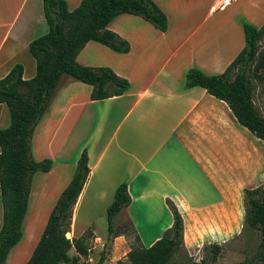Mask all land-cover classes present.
I'll use <instances>...</instances> for the list:
<instances>
[{
    "label": "crops",
    "instance_id": "0c3cea01",
    "mask_svg": "<svg viewBox=\"0 0 264 264\" xmlns=\"http://www.w3.org/2000/svg\"><path fill=\"white\" fill-rule=\"evenodd\" d=\"M63 1L69 10L80 2ZM151 1L166 17L164 32L136 16L120 14L106 30L127 42L126 53L89 41L75 56L79 66L110 69L128 82V90L91 101L90 86L62 75L70 81L59 78L32 131L30 152L35 162L51 161L43 174L53 177V186L59 183L58 189L52 186L46 193L55 203L79 153L85 151L89 173L73 207L67 239L83 231H74L83 201L88 200L90 208L83 211L85 215L95 208L101 212L124 183L129 202L112 226L119 221L130 224L146 249L170 228L171 204L182 221L179 251L189 257L206 248L220 249L235 232L243 215V191L256 186L259 140L235 123L224 103L202 88H184V73L196 68L221 75L244 46L240 23L256 28L264 24V0H235L222 12L213 10L218 0ZM40 15L41 0H0V79L15 64L22 67V80L33 77L27 45L44 34H35ZM96 106H101L97 119ZM110 114L103 134V122L107 124ZM7 116L0 104V128L7 126ZM56 157L61 159L57 164ZM30 219L32 227L38 225V214H30ZM90 233L99 240L107 234ZM37 239L17 249L20 240L14 246L15 258L10 254L13 247L5 262L25 264ZM124 239L118 233L113 242Z\"/></svg>",
    "mask_w": 264,
    "mask_h": 264
},
{
    "label": "trees",
    "instance_id": "16d2710c",
    "mask_svg": "<svg viewBox=\"0 0 264 264\" xmlns=\"http://www.w3.org/2000/svg\"><path fill=\"white\" fill-rule=\"evenodd\" d=\"M41 13L47 31L27 45L34 62L33 77L22 80V67L15 64L0 79V104H4L8 112V124L0 128V264H4L8 252L22 238L21 226L32 176L36 172L46 173L51 167L49 159L39 162L32 159L30 139L59 78L67 75L90 86L91 101L120 96L129 88L126 80L105 67L77 65L76 54L89 41L115 53H126L127 42L106 30L107 23L120 14L136 16L159 32H164L167 26L165 15L151 0H80L70 11L63 0H41ZM240 26L244 46L225 71L221 75H207L189 68L184 73L183 86L202 88L207 95L224 103L235 123L264 143V119L252 105L251 82L264 79V53L258 49L264 36V24L256 28L242 21ZM88 173L87 157L82 150L25 264H84L80 259L87 258L88 248L82 236L67 239L65 235ZM243 200L244 225L258 234L259 243L250 260L236 264H264V187L262 192L258 188L244 190ZM128 202L126 186L122 183L105 208L107 235L114 237L120 233L132 239L124 256L126 262L122 264H179L170 261L182 245V221L174 206L168 205L172 219L170 228L145 249L130 224L123 225L119 232L113 229V218ZM215 249H208L211 263L219 250ZM70 250L73 255H69ZM102 260L100 256L96 264H101Z\"/></svg>",
    "mask_w": 264,
    "mask_h": 264
},
{
    "label": "rangeland",
    "instance_id": "374dc122",
    "mask_svg": "<svg viewBox=\"0 0 264 264\" xmlns=\"http://www.w3.org/2000/svg\"><path fill=\"white\" fill-rule=\"evenodd\" d=\"M69 10V9H68ZM72 10V9H70ZM69 10V11H70ZM39 21L40 26L35 25V34L36 36L42 32L46 33L47 27L42 18V15L39 18H36ZM40 30V31H39ZM258 49L260 53H264V36L258 43ZM31 59V58H30ZM32 60V59H31ZM233 73L229 74V77H232ZM60 81H70V78L67 76H62ZM252 105L257 113L264 119V79L257 81L252 79ZM183 85V82H182ZM95 111V119L99 118L101 106H96ZM107 113H104V117ZM108 115V114H107ZM111 117L107 118V124L103 122V134L105 133L106 129L108 128L109 121L112 119ZM8 117V116H7ZM258 146V163H257V182L256 186L253 188H258L260 192H262L263 184H264V143L259 141L257 143ZM35 147V145H34ZM60 158L56 157L55 163L57 164L60 162ZM52 178H47L45 174L37 172L33 175L31 185H30V193L28 199V213L25 215V221L23 224V234L25 239L22 240L16 245V248H21L25 246L28 242H32L38 238L39 234L41 233L42 228L40 226L44 220H46L47 214L50 210V207L53 206V199L47 198L46 193L48 188H51L52 185ZM54 189H58L59 183L53 186ZM250 190V189H249ZM261 195V193H260ZM260 195L258 197H260ZM242 203H243V215L241 220L235 226V232L231 234L226 243L221 247L216 254H214V261L211 263L209 260L210 252L206 248L204 251L196 252L193 256H187L186 253L179 251V249L171 256L170 261L176 262L179 264H193V261L197 259H202L201 264H236L242 262L243 260H250L254 253L257 251L259 237L258 234L248 229L244 225V200L242 194ZM88 205V200L82 202L81 207L79 208V212L77 213V217L74 221V231H77L80 228H83L82 233L76 236L74 239H77L82 236L85 245L88 248V255L86 259H80L81 262L84 264H96L99 257L102 256V263L101 264H122L125 263V254L128 246L132 244V239L130 236H125L124 242L121 240L119 243L114 244L113 237H110L106 234V220H105V209L101 212L99 209L95 208L93 212H88L86 215L83 213L84 210L90 209L86 207ZM88 211V210H87ZM33 215H39V222L38 225L32 227L31 219ZM84 214V217L82 216ZM92 217V221L88 219ZM125 221L113 222V229L114 231H121L122 226L126 225ZM29 228V229H28ZM93 232L94 235H100L102 237L101 240L93 239L91 233ZM230 233V232H229ZM34 238V239H33ZM148 240V239H145ZM36 243V241H35ZM29 246V245H28ZM14 247L10 254L11 259L17 254V250ZM9 254V255H10ZM73 250L69 251V255H73ZM8 262H5V264Z\"/></svg>",
    "mask_w": 264,
    "mask_h": 264
},
{
    "label": "built area",
    "instance_id": "2783aa9c",
    "mask_svg": "<svg viewBox=\"0 0 264 264\" xmlns=\"http://www.w3.org/2000/svg\"><path fill=\"white\" fill-rule=\"evenodd\" d=\"M234 1L235 0H218L217 4L213 8V10L216 12H222ZM201 260L197 259V260L193 261V264H201Z\"/></svg>",
    "mask_w": 264,
    "mask_h": 264
}]
</instances>
